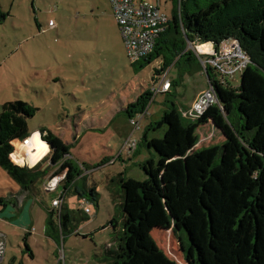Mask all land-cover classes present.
Returning <instances> with one entry per match:
<instances>
[{"label": "trees", "instance_id": "1", "mask_svg": "<svg viewBox=\"0 0 264 264\" xmlns=\"http://www.w3.org/2000/svg\"><path fill=\"white\" fill-rule=\"evenodd\" d=\"M171 2L169 21L152 52L133 62L126 52L136 73L138 67L159 60L152 83L165 73L170 81L168 91L155 92L152 85L122 110L133 128L129 137L137 147L132 135L140 129L153 97L157 94L175 97L181 76L192 74L194 62L201 64L190 44L210 42L218 47L226 40H236L250 62L240 74L238 86L231 84L234 79L222 77L217 69L201 64L208 80L202 91L211 85L221 107L212 106L193 123L183 116L188 111L171 101L160 120L147 126L142 143L156 153L157 159L140 164L146 175L144 181L119 175L123 235L120 244L109 242L106 255L113 264H177L153 237L156 231L172 230L180 235L179 245L186 264H264V0ZM172 67L179 69L177 81L168 79ZM38 112L39 108L20 100L0 106V167L20 187L21 193H29L37 181L55 168L51 177L66 172L62 191L67 194L79 178L85 177L84 170L99 168L110 161L104 158L93 166L78 162L71 154L74 144H66L51 130L42 128L41 139L50 149L52 168L38 171L15 164L11 159L14 143L31 136L28 121ZM208 121L220 131L222 144L191 150L193 127ZM162 127H165L162 137L148 138L147 131ZM192 140H197V136ZM20 147L24 145L17 146ZM137 152L138 148L132 154L126 153L132 156ZM76 193L86 203L97 205L94 189L76 188ZM0 204L6 207L3 199ZM47 214L46 235L56 243L62 242L65 233L72 229L71 213L63 203L57 226L54 212L47 210ZM109 223L115 232V218ZM30 234L25 232L24 246L33 258L27 243ZM183 238L187 239V245Z\"/></svg>", "mask_w": 264, "mask_h": 264}, {"label": "rangeland", "instance_id": "2", "mask_svg": "<svg viewBox=\"0 0 264 264\" xmlns=\"http://www.w3.org/2000/svg\"><path fill=\"white\" fill-rule=\"evenodd\" d=\"M161 4L162 10L169 14L172 2L161 0ZM50 21L52 26H49ZM229 46L230 41L226 40L219 50ZM198 62L193 63L192 74L187 72L181 76L175 97L170 94L153 97L140 129L132 135L138 142V152L129 156L122 147L133 128L120 103L130 93L133 95L129 101L133 102L137 93L152 88L154 70L161 62L156 60L142 68L137 66L138 73L135 72L108 0H0V106L20 100L39 108L28 121L30 144L12 152L15 164L38 171L52 168L50 149L46 150L47 144L39 135L42 128L56 132L64 143L74 144L75 148L78 141L75 142L77 133L73 128L79 132L93 127L95 130H90L74 154L90 162L109 151L113 152L114 159L121 156L115 163L90 169L89 175L83 174L85 177L71 186L66 206L72 215V229L59 243L46 235L47 210H52L55 196L43 191V180L37 181L28 193L25 209L26 214L30 210L31 217L21 223L14 203L20 187L0 167V199L6 204V207L0 204V232L6 235V254L0 264H113L105 249L110 241L120 244L123 235L119 175L137 181L146 179L140 164L157 156L142 143L143 133L147 126L160 120L171 101L181 110L189 111L197 94L208 83ZM168 79H179L177 67L170 69ZM231 84H240L239 73ZM193 128L191 150L222 144L223 136L211 121ZM164 129L147 131L148 138L162 137ZM195 136L197 140L193 142ZM38 141L41 144L35 146ZM55 170L52 168L46 176H51ZM76 188L94 189L97 205L87 202L81 206ZM85 208L90 210L87 215H84ZM111 218L116 221L115 232L109 223ZM53 219L57 226V211ZM4 221L11 222L4 225ZM25 223L34 229L33 234L27 236L33 258L24 246L25 229L20 225L27 226ZM179 236L172 230L153 233L170 259L186 264ZM183 242L187 245L186 238Z\"/></svg>", "mask_w": 264, "mask_h": 264}, {"label": "built area", "instance_id": "3", "mask_svg": "<svg viewBox=\"0 0 264 264\" xmlns=\"http://www.w3.org/2000/svg\"><path fill=\"white\" fill-rule=\"evenodd\" d=\"M166 1L171 2L172 0ZM108 2L112 10L113 18L123 37L129 60L133 62L139 60L141 57L148 56L154 48V43L158 35L164 30L169 21V14L162 10L161 0H108ZM52 25L53 23L50 22L49 26ZM219 46L216 47L215 44L207 42L203 44L197 43L196 45L190 44L189 48L193 50L197 58L201 61L202 66L206 67V65H209L213 69H217L222 77L234 79L235 74H242L250 62V58L236 40H231L230 46L222 51L219 50ZM166 76L167 73L152 83L155 92H166L169 90L170 81L166 79ZM216 105L221 107L214 88L209 85L197 96L191 109L183 113V116L191 118L194 121L204 116L209 108ZM146 113L147 110L143 115ZM132 124L134 125L133 121ZM39 135L41 138L40 133ZM30 138L28 137L21 143L23 145L30 144ZM122 150L128 154H132L137 150L136 143L129 137L125 140ZM91 172L92 170H84V175H89ZM65 174L66 172H63L57 176H50L43 186L44 191L49 193L55 192L60 185L62 186ZM65 196V192L61 191L58 198L51 202L52 211H57L58 213V221ZM81 202V206L86 203L84 199H81ZM84 212L89 214L90 210L85 208ZM5 253L6 239L0 232V263L4 259Z\"/></svg>", "mask_w": 264, "mask_h": 264}, {"label": "crops", "instance_id": "4", "mask_svg": "<svg viewBox=\"0 0 264 264\" xmlns=\"http://www.w3.org/2000/svg\"><path fill=\"white\" fill-rule=\"evenodd\" d=\"M50 22H52V21H50ZM49 22V23H50ZM140 93L141 92H139V93H137V95H136V98L140 95ZM133 95V93H130V96H128L127 97V99L123 102V103H120L121 104V106H123L124 108L129 104V103H131L130 101H129V99L131 98V96ZM135 101V100H134ZM123 108V109H124ZM122 109V110H123ZM93 124H97L96 122H93ZM73 126V125H72ZM80 126V125H79ZM77 127V126H76ZM75 131L74 132H76L77 134H75L76 135V138H77V141H78V146L83 142V140H84V138H85V136L86 135H88L89 134V132H90V130L92 131V130H95L93 127L91 128V129H85L84 131L83 130H79V132H77V130L75 129V128H73ZM72 129V130H73ZM97 129H99V128H97ZM29 131H30V129H29ZM56 132H54V134H55ZM56 136H58L57 134H56ZM223 140H224V138H223ZM33 142V141H32ZM65 142V141H64ZM34 144V143H33ZM41 143H39V141H38V143L37 144H34L35 146H37V145H40ZM43 144V143H42ZM67 144V143H66ZM18 145H21L20 143H18L17 141L14 143V146H15V148H17V146ZM77 146V147H78ZM77 147H75V148H77ZM15 148H14V151H15ZM75 148H73V149H71V154H72V157L74 156L75 157V159L76 160H78V162H85V163H87V164H97L98 162H100V160H102V159H104V158H109L110 159V161H108L107 162V164H109V162L111 163L112 161H114V163L116 162V160L114 159V158H112V155H113V152H111V151H109V154H103V155H101L100 157H98L96 160H95V162H90V161H87V160H83V159H80L79 157H77V155L76 154H74L75 152H73L74 150H75ZM46 150H48V146H47V149ZM135 155V154H134ZM12 160H13V157H12ZM117 160H121V156H119V158H117ZM14 161V160H13ZM123 162V161H122ZM50 176H46L44 179H43V184H42V189H43V186H44V184L47 182V180H48V178H49ZM62 186L60 185L59 187H58V189L55 191V192H46V191H44V189H43V191L45 192V193H49V194H53L55 197L53 198V200H55V199H57L58 198V196H59V193L62 191V189L63 188H61ZM64 192V191H63ZM17 195H16V197L14 198V203H15V206H17L16 208H17V214H20L21 215V217L19 218V222H21V223H24V222H28L29 221V217H31V214H30V210H29V213L28 214H26L27 213V211L28 210H26L25 209V205H26V201H27V199L30 197V193L28 194V192H25V193H21L20 192V189L17 191V193H16ZM66 194V193H65ZM66 198H67V194H66V196H65V201H64V205H67L66 204ZM52 200V201H53ZM67 207V206H66ZM56 212V211H55ZM54 212V213H55ZM26 214V215H25ZM24 216V217H23ZM11 222V221H10ZM10 222H7V221H4L3 222V224L4 225H6L7 223H10ZM15 223V222H14ZM16 224V223H15ZM25 224H27V226H28V223H25ZM13 225V224H12ZM23 229H25L24 230V232H29V233H31V234H33V231H32V229L33 228H31V224L27 227V226H23V225H20ZM30 234V235H31ZM4 235V234H3ZM5 236V238H6V235H4ZM6 254V253H5ZM33 254V253H32ZM5 257V256H4ZM33 257H34V255H33ZM4 260V259H3ZM2 260V261H3ZM12 264V263H11Z\"/></svg>", "mask_w": 264, "mask_h": 264}, {"label": "water", "instance_id": "5", "mask_svg": "<svg viewBox=\"0 0 264 264\" xmlns=\"http://www.w3.org/2000/svg\"><path fill=\"white\" fill-rule=\"evenodd\" d=\"M213 124V123H212Z\"/></svg>", "mask_w": 264, "mask_h": 264}]
</instances>
